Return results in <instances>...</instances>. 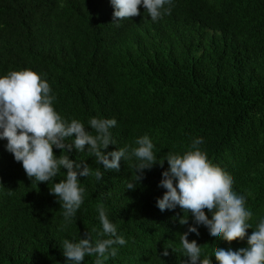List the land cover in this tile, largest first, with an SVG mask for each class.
Returning a JSON list of instances; mask_svg holds the SVG:
<instances>
[{
	"label": "trees",
	"instance_id": "trees-1",
	"mask_svg": "<svg viewBox=\"0 0 264 264\" xmlns=\"http://www.w3.org/2000/svg\"><path fill=\"white\" fill-rule=\"evenodd\" d=\"M113 11L110 0H0V75L41 74L56 96L55 110L69 120L87 126L90 117L115 118L117 145L107 151L135 147L148 134L162 159L203 137L202 150L247 196L251 235L264 219V0H174L171 15L153 22L141 7L119 26ZM6 143L0 141V264H65L62 240L87 232L95 239L101 204L128 241L105 264H186L179 238L191 215L182 226L179 207L156 206L166 191L158 187L166 161L145 170L135 190L126 189L134 158L101 181L81 178L85 202L62 229L51 183H32ZM69 158L103 167L87 153L73 150ZM199 232L189 241L207 256L215 247H247L246 240L212 241L203 226ZM164 245L173 249L167 257Z\"/></svg>",
	"mask_w": 264,
	"mask_h": 264
},
{
	"label": "clouds",
	"instance_id": "clouds-1",
	"mask_svg": "<svg viewBox=\"0 0 264 264\" xmlns=\"http://www.w3.org/2000/svg\"><path fill=\"white\" fill-rule=\"evenodd\" d=\"M110 4L114 9L113 24L119 26L121 21L139 16L141 7L153 22L171 15L174 0H110ZM55 99L47 79L31 69L0 75V141H7L5 150L22 164L32 183H51L50 194L63 209L62 229L73 222L85 202L86 188L81 178L94 176L101 181L105 172H118L121 161L134 158V179L127 183L126 189L135 190L145 170L155 165L163 168L166 161L168 168L162 172L158 185L166 191L157 199L156 206L161 212L179 207L183 212L179 219L182 226L189 225L191 215L192 224L179 238L186 264H212L211 257L217 264H264V219L248 235L253 213L246 206L247 196L234 190L233 178L213 164L202 150L203 137L193 139L183 154L170 151L162 159L148 134L138 137L135 147L126 145L107 151L110 145H117L112 132L117 120L90 117L86 126L78 119L69 120L60 115L54 107ZM54 149L60 150L61 155L57 157ZM73 150L87 153L103 167L93 170L86 160L70 159ZM61 174L64 178L56 183V177ZM96 211L100 230L92 229L95 239L87 232L85 238L62 240L65 264H84L86 257H95L94 264H105L127 245L104 205H99ZM200 226L206 228L212 241L246 240L247 247L235 251L215 247L212 256L204 255V246L196 240L189 241L190 234L199 237ZM169 249L173 251L170 245H164L161 255L167 257Z\"/></svg>",
	"mask_w": 264,
	"mask_h": 264
}]
</instances>
